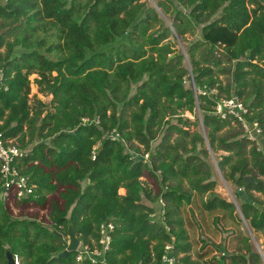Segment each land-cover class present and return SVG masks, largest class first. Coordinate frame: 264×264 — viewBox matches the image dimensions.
Instances as JSON below:
<instances>
[{
  "label": "trees",
  "instance_id": "16d2710c",
  "mask_svg": "<svg viewBox=\"0 0 264 264\" xmlns=\"http://www.w3.org/2000/svg\"><path fill=\"white\" fill-rule=\"evenodd\" d=\"M158 6L165 14L174 6L178 36L203 25V41L189 49L191 72L173 48L171 29L143 0H0V134L24 152L15 166L35 192L23 201L43 204L60 189L63 201L62 207L52 202L48 227L14 217L0 195V264H9L7 250L21 264H161L168 244L175 264L263 261L240 216L264 235V203L254 194H264V155L214 106L238 97L251 112L248 120L264 126V0H159ZM220 9L222 17L209 22ZM199 46L205 53L196 59ZM222 60L228 68H220ZM217 72L232 76L224 83ZM31 75L40 93L53 96L45 114L47 104L31 103ZM197 108L205 136L185 128L198 124L184 116ZM113 132L119 138L109 137ZM205 139L212 152H226L218 167L238 187L237 205L214 192ZM146 172L155 177L157 194L141 179ZM2 185L0 173V194ZM108 220L116 228L104 262H77V251L59 257L69 224L93 245ZM220 224L237 230L233 241L245 252L227 253L198 237L201 229L219 238Z\"/></svg>",
  "mask_w": 264,
  "mask_h": 264
},
{
  "label": "rangeland",
  "instance_id": "374dc122",
  "mask_svg": "<svg viewBox=\"0 0 264 264\" xmlns=\"http://www.w3.org/2000/svg\"><path fill=\"white\" fill-rule=\"evenodd\" d=\"M143 1L146 2L147 7L155 8V10L159 14V17L162 19L163 25L165 27H168L171 29L172 35L170 36V40L173 43V48L175 49L176 53H181L184 55L183 64L191 72L192 66H191V58L189 56V49L192 46H196V44H199L203 41V36H202V26L203 25L202 24L197 25L196 31L194 33L186 34L185 37L178 36L177 32L175 31V29L173 28V25H172L174 14H175V13H173L174 11L172 10L174 6L170 7V9H171L170 14H168V13L165 14L163 8L158 6L159 0H143ZM175 6H176V8H178L179 10H182L185 13L189 12V9H184L178 5H175ZM222 15H223V10L220 9L215 15H213L211 17L209 22H213L215 20L220 19L222 17ZM4 50L5 49L3 47L1 49V51H4ZM204 53H205V49L203 48V46L202 47L199 46L195 51L196 59L202 58ZM214 56L216 58H221L222 57L221 49H216L214 52ZM220 66H221L220 68H225V67L228 68L229 63L225 60H222ZM217 74L219 75V79L221 81H223L224 83H227L232 76V73H228V72H217ZM187 77L188 76H186V78ZM36 78H37V75H31L30 76V80L32 82L31 94H30L31 103L33 102L34 99H38L41 102H43L44 104H47L48 107H45V109H44V114H45L47 112V110L51 109V107H52L51 102L53 100V96L43 94V93H40L38 91V87L34 83V80ZM185 84H186V86H190V84H193V82L191 81V79L190 80L186 79ZM214 91H216V90L214 89ZM184 116L189 118L190 121H192V122L198 119L197 125L190 124V125H188V127H185V128H188L191 131L198 130L199 132H201L203 134V136H205L206 127L203 123V113L201 112V110L199 108H197L195 113H193V114H190L189 112H185ZM171 123L177 124V118H175V117L172 118ZM236 124L237 123L234 120H232V125L237 126ZM260 126H261V124H260ZM231 127H232L231 125L226 126L224 128L223 132L229 131L231 129ZM261 129H262V134L259 135L256 133V131H251L250 136L253 139L257 140L256 141L257 143H255V144L261 150V152L264 154V126H261ZM172 134H173V138L176 137L175 132H173ZM161 137H162V135L160 136L159 139H157L156 141H154L152 143L153 148L159 144V142L161 141ZM9 142H11V141H9ZM205 146L208 149L209 154H210L208 158H205V160L210 165L211 171L213 173L212 179L215 181L214 192L219 194L221 197L225 198L228 201H232V199H235V202L238 204V200L235 197V192L238 189V187L236 186L235 183L227 181L224 178L223 172L218 167V162L221 159V156L226 154V152H224V151H218L216 153L212 152L210 147H209L208 139H205ZM144 159H145V161H150V157L147 155L144 156ZM158 175H160V174L158 173ZM141 179L143 180V182L145 183V185L148 188L152 189L154 194L158 193L159 186H158L157 181L153 175H149L148 172H146V174L143 177H141ZM121 190H122V188L120 189V191ZM122 192H124V190H122L121 193ZM254 194L256 197L260 198V200H262V202L264 203V194H259V193H254ZM33 201H34V199L30 200L29 202H26V201L22 202V201H18V200H14V199L10 198V200H7V204H8L7 207L9 209L10 213L14 217L36 219V220L40 221L42 224H44L45 226L50 227L52 224V222L50 220L52 202H56L58 205H60L62 207L63 202L59 196V193L52 194L49 197H47L43 204H39V203L33 202ZM144 201L147 202L146 200H144ZM153 206H154L155 210L159 211V209L161 207H163V203L160 201H157V202L153 203ZM158 211H156L157 214L155 215V218L158 219V221H162V215L161 214L159 215ZM240 217L242 218L241 228L243 230L244 235L249 238L253 251L256 253H259L263 257V261L260 264H264V235L254 233L250 229L248 222L245 219H243L242 216H240ZM219 227L221 228L222 233H221V236L217 239L214 237L213 238L208 237L204 233V231H202L201 229L197 230V235L199 238H203L206 241H208V239H209V241H212L216 244H222L226 248L227 253H231V252H235V251L245 252V249L243 248V245H244L243 243H241V242L235 243L233 241L232 237L237 232V230L234 227H230V226H226V225L224 226L222 224H220ZM66 239L69 242L68 236ZM19 264H21V260H19Z\"/></svg>",
  "mask_w": 264,
  "mask_h": 264
},
{
  "label": "built area",
  "instance_id": "2783aa9c",
  "mask_svg": "<svg viewBox=\"0 0 264 264\" xmlns=\"http://www.w3.org/2000/svg\"><path fill=\"white\" fill-rule=\"evenodd\" d=\"M3 78L4 73L0 70V86L2 85ZM211 92L216 91L212 90ZM214 113L222 119L231 118L234 120L241 126L247 139L254 144L257 143V140L253 139L250 133L251 131H256L257 134H262L260 123L258 121L250 122L248 120L247 117L251 112L241 99L234 96L217 100L214 106ZM109 137L119 138V134L113 132L109 134ZM257 149L260 150L258 147ZM23 155V150L11 142L4 141L0 134V173L3 180L1 196L6 202L10 198L23 201L25 198L34 195L35 185L30 182L28 176L22 174L21 170L15 166V162ZM146 155L149 156L148 154ZM152 216L154 217V214ZM115 228L116 224L111 220L102 222L98 230L99 239L97 241L93 240V245L81 242L76 250V261L84 262L85 260H90L93 263L104 262V252L110 247L112 233ZM172 250V245H166L161 264H175L176 259ZM14 262L15 264H19L18 257H14Z\"/></svg>",
  "mask_w": 264,
  "mask_h": 264
},
{
  "label": "water",
  "instance_id": "95a60500",
  "mask_svg": "<svg viewBox=\"0 0 264 264\" xmlns=\"http://www.w3.org/2000/svg\"><path fill=\"white\" fill-rule=\"evenodd\" d=\"M248 181H251V177L247 178V182ZM238 191L241 194L243 193L242 189H239ZM232 201L237 205V203L235 202V199H232ZM67 236L69 238L68 247L62 253L59 254V257L66 256L69 252L76 251L79 245L81 244V241L72 224H69ZM6 254H7L8 263L15 264L14 255L9 250H7Z\"/></svg>",
  "mask_w": 264,
  "mask_h": 264
},
{
  "label": "crops",
  "instance_id": "0c3cea01",
  "mask_svg": "<svg viewBox=\"0 0 264 264\" xmlns=\"http://www.w3.org/2000/svg\"><path fill=\"white\" fill-rule=\"evenodd\" d=\"M12 141H13V140H12ZM122 190H124V192L121 193ZM122 190L120 191V189H119V192H120L121 194H125V189L122 188ZM60 191H62V190L60 189V190L56 191V192L53 193V194L59 193ZM50 195H52V194L47 195V197H49ZM146 201H147V202L143 201V203L146 204V205H149V206H150V205L153 206V203H151V202L148 201V200H146ZM22 202H24V201H22ZM31 202H32V201H31ZM33 202H36V201L34 200ZM62 202H63V201H62ZM153 207H154V206H153Z\"/></svg>",
  "mask_w": 264,
  "mask_h": 264
}]
</instances>
